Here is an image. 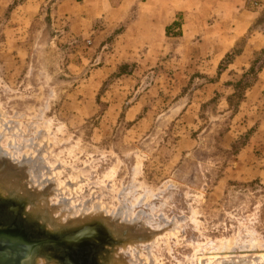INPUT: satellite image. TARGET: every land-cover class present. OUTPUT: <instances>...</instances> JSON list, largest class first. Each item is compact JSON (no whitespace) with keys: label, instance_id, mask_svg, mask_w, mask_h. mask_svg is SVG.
<instances>
[{"label":"rangeland","instance_id":"374dc122","mask_svg":"<svg viewBox=\"0 0 264 264\" xmlns=\"http://www.w3.org/2000/svg\"><path fill=\"white\" fill-rule=\"evenodd\" d=\"M247 1L171 0L177 30L147 48L144 25L118 38L136 14L0 0V204L51 264H264V0Z\"/></svg>","mask_w":264,"mask_h":264},{"label":"crops","instance_id":"0c3cea01","mask_svg":"<svg viewBox=\"0 0 264 264\" xmlns=\"http://www.w3.org/2000/svg\"><path fill=\"white\" fill-rule=\"evenodd\" d=\"M68 2L71 11L65 12L69 14V19L88 21L89 24L91 21L108 20L111 16L129 20L136 14L133 22L125 26V32L118 38L131 37L130 29L144 25L148 31L147 40L145 39L148 41V45L145 46L147 48H151L157 40L167 43L169 32L176 31L178 27L175 25L177 14L172 9L171 0H68ZM62 8L63 6L60 10ZM134 34L137 39L140 38V34L137 32ZM87 35L91 37V32H87Z\"/></svg>","mask_w":264,"mask_h":264},{"label":"water","instance_id":"95a60500","mask_svg":"<svg viewBox=\"0 0 264 264\" xmlns=\"http://www.w3.org/2000/svg\"><path fill=\"white\" fill-rule=\"evenodd\" d=\"M6 205L7 203L0 204V264H23L31 256L33 250L41 249L46 244L41 239L27 240L23 234L15 231L14 227H10ZM9 232L14 234L10 235ZM77 240L74 246L81 244V241ZM86 248L90 249L89 246Z\"/></svg>","mask_w":264,"mask_h":264},{"label":"bare ground","instance_id":"6f19581e","mask_svg":"<svg viewBox=\"0 0 264 264\" xmlns=\"http://www.w3.org/2000/svg\"><path fill=\"white\" fill-rule=\"evenodd\" d=\"M57 183V182H56ZM57 185V184H56ZM55 188H56V186H55ZM54 190H56V189H54ZM60 193V192H59ZM53 194H55V193H53ZM62 194V193H61ZM51 196H52V194H51ZM61 196V195H60ZM64 202V201H63ZM63 202H61L62 204H63ZM41 204V203H40ZM50 204V203H49ZM67 204V203H66ZM63 207H64V205H62ZM62 206H60L59 205V208L61 207V209H59L60 210V212L62 211H64V213L66 212V209H68L67 207L69 206V208L71 207L69 204L68 205H66L67 207H65L66 209L65 210H63V208H62ZM51 207H53L52 205H51ZM58 206H56V208H57ZM55 208V209H56ZM72 208V207H71ZM71 208L70 209H68V210H71ZM51 209V208H50ZM43 210H45V209H43ZM52 210V209H51ZM57 210L58 209H56L55 211L57 212ZM59 210H58V212H59ZM46 211V210H45ZM53 211V214H55V211H54V209L52 210ZM51 211V212H52ZM60 213L63 217H66L67 216V214L68 213H65L66 214V216H64L63 215V213ZM48 213V212H47ZM74 212H72V210H71V213L70 214H73ZM59 214V215H60ZM75 214V213H74ZM85 214V213H84ZM84 214H83V217H84ZM88 214V213H87ZM48 215H49V213H48ZM55 215H57L58 216V214H55ZM62 216H61V218H62ZM73 216V215H72ZM86 216V215H85ZM89 216V215H88ZM66 218H69L68 216L66 217ZM63 219V218H62ZM62 219H61V221H62ZM60 220V219H59ZM64 220H65V218H64ZM64 220L62 221V222H64ZM69 220V219H68ZM67 219L65 220V221H68ZM64 224V223H63ZM49 229V228H48ZM11 232H9V234H10ZM14 233H12V234H10V235H13ZM16 235V234H15ZM18 235V234H17ZM80 238V237H79ZM156 240V239H155ZM75 241V240H74ZM83 243V242H82ZM53 247V246H52ZM76 247V246H75ZM135 247V246H134ZM138 247V246H137ZM90 248V247H89ZM137 250H139V247L138 248H136ZM136 249H133V251L134 250H136ZM46 249L44 248V249H39V248H37V249H35V250H33V252L31 253V256L28 258V260H26L23 264H35V260L37 259V258H39V259H41V260H43V262H45V264H49L50 262H52V260L53 259H51L50 258V256H49V253L47 252V251H45ZM56 251H57V249H55ZM74 250V249H73ZM140 251V250H139ZM63 252V251H62ZM123 253V252H122ZM121 253V254H122ZM124 253H126V252H124ZM120 254V255H121ZM129 254V253H128ZM136 254H137V252H136ZM140 253H138V255H139ZM53 255H55V254H53ZM262 255V254H261ZM66 256V255H65ZM121 256H123V255H121ZM121 256H119V257H121ZM253 256V255H252ZM252 256L251 257H249V258H252ZM124 257H125V255H124ZM124 257H123V260H120V259H117V261H116V264H125V262L126 261H128V260H125L124 259ZM246 257H248V256H246ZM246 257H244V258H246ZM254 257H256V256H254ZM253 257V258H254ZM50 258V259H49ZM129 258V257H128ZM218 258V257H217ZM238 258V257H237ZM257 258H261V257H257ZM49 259V260H48ZM57 259V258H56ZM69 259V258H68ZM137 259V258H136ZM221 259H225V256L223 257V258H221ZM226 259H227V257H226ZM130 260V259H129ZM243 260V259H242ZM245 260V259H244ZM252 260V259H251ZM259 260V259H258ZM261 260H262V258H261ZM250 261V260H249ZM222 263H224V262H226V261H221ZM220 262V263H221ZM254 262H257V260H255ZM259 262H260V260H259ZM259 262H257V263H259ZM40 263V262H39ZM53 263V262H52ZM130 263V262H129ZM133 263V260H132V262H131V264ZM218 263V262H217ZM253 263V262H252ZM256 263V264H257ZM51 264V263H50ZM68 264H74L72 261H70V262H68ZM127 264H128V262H127ZM229 264H231V263H229ZM241 264V263H240ZM245 264V263H244ZM248 264V263H247ZM251 264V263H250ZM255 264V263H254ZM261 264H263V262L261 263Z\"/></svg>","mask_w":264,"mask_h":264},{"label":"trees","instance_id":"16d2710c","mask_svg":"<svg viewBox=\"0 0 264 264\" xmlns=\"http://www.w3.org/2000/svg\"><path fill=\"white\" fill-rule=\"evenodd\" d=\"M246 8H247V10H251V9H250V0L247 1ZM227 57H230V56H227ZM254 66H255V63H253V68L251 69V71H250L249 73L254 72V69H255ZM247 75H248V74H247ZM245 77H246V76H245ZM248 84H249V83H247V81H244V80L241 81L240 83H238V84L236 85L237 90L240 89L239 91H237L238 94H240V92L242 91V89H243L244 87H246ZM235 97H237V96H235Z\"/></svg>","mask_w":264,"mask_h":264}]
</instances>
